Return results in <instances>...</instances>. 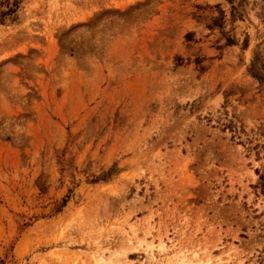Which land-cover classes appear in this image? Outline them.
<instances>
[{"label":"rangeland","instance_id":"1","mask_svg":"<svg viewBox=\"0 0 264 264\" xmlns=\"http://www.w3.org/2000/svg\"><path fill=\"white\" fill-rule=\"evenodd\" d=\"M0 264H264V0H0Z\"/></svg>","mask_w":264,"mask_h":264},{"label":"trees","instance_id":"2","mask_svg":"<svg viewBox=\"0 0 264 264\" xmlns=\"http://www.w3.org/2000/svg\"><path fill=\"white\" fill-rule=\"evenodd\" d=\"M260 179L262 180L263 178H262V177H260Z\"/></svg>","mask_w":264,"mask_h":264}]
</instances>
